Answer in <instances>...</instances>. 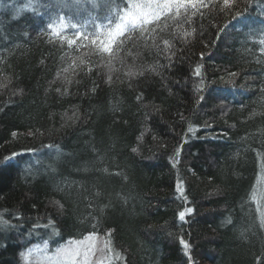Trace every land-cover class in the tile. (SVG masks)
<instances>
[{"label":"trees","instance_id":"trees-1","mask_svg":"<svg viewBox=\"0 0 264 264\" xmlns=\"http://www.w3.org/2000/svg\"><path fill=\"white\" fill-rule=\"evenodd\" d=\"M0 1V264L93 231L111 264H264V0L173 11L114 57L67 39L130 0Z\"/></svg>","mask_w":264,"mask_h":264},{"label":"snow or ice","instance_id":"snow-or-ice-1","mask_svg":"<svg viewBox=\"0 0 264 264\" xmlns=\"http://www.w3.org/2000/svg\"><path fill=\"white\" fill-rule=\"evenodd\" d=\"M232 4L233 0H223V7L226 9L231 8ZM198 7H207V4L204 3V0H144V2H132L128 10L120 17L119 22L116 23L114 27L112 26L111 20H109V23L104 25L103 31L86 34L85 32L77 30L76 38L67 39V37H65L64 39H67V43L70 46L75 45L79 39L82 41L79 45L80 47L90 44L100 54L107 53L110 57H114L118 54L120 47L126 43V40L122 39V37H126L127 35V39H131V33L136 30H139L140 35H143L145 32L149 31L147 25L160 21L161 17H166L173 13V11H175L176 16H179L181 9L187 11L188 8L197 9ZM49 27H51V25ZM71 27L74 30L78 29V25L76 24L71 25ZM60 28L61 30L67 28V25H65L62 20ZM152 31H155V29H152ZM55 34L59 35V32H56ZM190 35H192V33L184 32V36ZM83 42H87V44ZM163 43L168 45L169 42L165 40ZM80 62L84 63L83 60ZM110 63L111 61H109V64ZM64 71L67 72L68 69L66 68ZM199 74L200 68L198 67L196 69V75L199 76ZM128 75L134 76L136 73L129 71ZM109 79H111V77H109ZM68 82L70 83V81ZM57 91H59V89H57ZM10 159L11 158H9L8 162H10ZM177 191L181 194L183 193L182 185H177ZM252 198H256L255 194H253ZM191 211V209L181 211L179 213L180 219L183 220L186 212ZM261 224L264 225V213H261ZM97 239V234L93 231L86 235L82 240L68 241L66 245L56 248L53 254L44 255L41 259L44 264H92L91 258L99 252L101 253V256L99 257L97 264H111V241L105 240L103 246L97 248ZM185 247H187V244H185ZM34 251H43L44 253H47V242H45L43 249L30 248L24 255L30 256ZM105 252H107L108 255H104Z\"/></svg>","mask_w":264,"mask_h":264},{"label":"rangeland","instance_id":"rangeland-1","mask_svg":"<svg viewBox=\"0 0 264 264\" xmlns=\"http://www.w3.org/2000/svg\"><path fill=\"white\" fill-rule=\"evenodd\" d=\"M80 1L83 3V0H80ZM132 2H144V0H130L129 7H130V4ZM1 5H2V1H0V6ZM46 7L50 8V9H53V8H55V5L52 4L50 1L46 0ZM73 8L75 9V8H78V7L77 6H73ZM73 8H71V9H73ZM75 12L76 11H74L73 13H68L67 15H69V14L70 15L67 18H65V19H68L69 20V17H72L74 15H75L76 18H78L77 15H79V14H77ZM81 12H82V15H84V14L85 15H91L89 12L86 13V11H81ZM111 17L112 18H115V20H117L116 18L121 17V15H117L116 17L114 15V16H111ZM111 22H113V19L111 20ZM58 23H60V21H58ZM112 26L114 27L115 24H113ZM85 236H83L81 238H73L71 240H82ZM97 237H98V239H97V248H100L103 245L101 243L100 235L97 234ZM68 241H70V240H67V241H65L63 243H58V244H55V245H52V246H50L47 241H44V243H41V244L38 243V244L32 245V246H30V247H28V248H26L24 250V252H23L24 261H25L26 264H35V263L44 264V262L41 259L44 255H51V254H53L56 248L61 247L63 245H66ZM45 242H47V247H48V252L47 253H44L43 251H39V252L34 251L30 256H25L24 255L25 253H27L28 249H30V248H33V249H35V248L43 249V247L45 245ZM100 256H101V253L97 252L96 255L91 258L92 259V264H97V261H98V259H99Z\"/></svg>","mask_w":264,"mask_h":264}]
</instances>
